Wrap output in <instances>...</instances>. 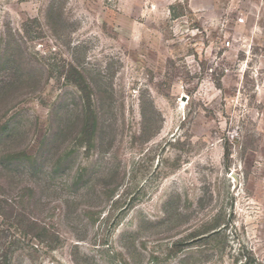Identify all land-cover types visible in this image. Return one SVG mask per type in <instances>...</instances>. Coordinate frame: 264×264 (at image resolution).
Instances as JSON below:
<instances>
[{"label":"rangeland","instance_id":"obj_1","mask_svg":"<svg viewBox=\"0 0 264 264\" xmlns=\"http://www.w3.org/2000/svg\"><path fill=\"white\" fill-rule=\"evenodd\" d=\"M0 100V264H264V0H0Z\"/></svg>","mask_w":264,"mask_h":264},{"label":"trees","instance_id":"obj_2","mask_svg":"<svg viewBox=\"0 0 264 264\" xmlns=\"http://www.w3.org/2000/svg\"><path fill=\"white\" fill-rule=\"evenodd\" d=\"M15 130H16L15 128L9 127L8 123L6 124L3 123L2 119L0 118V160L2 162V165H5V170L9 169V171H10L9 167L19 170L24 165L25 162L22 158V155H19V153L16 152L14 153L10 150H6L5 148L7 141H9L13 137ZM35 161H36L35 164L38 165L39 160L37 157Z\"/></svg>","mask_w":264,"mask_h":264},{"label":"built area","instance_id":"obj_3","mask_svg":"<svg viewBox=\"0 0 264 264\" xmlns=\"http://www.w3.org/2000/svg\"><path fill=\"white\" fill-rule=\"evenodd\" d=\"M227 45H230V41L227 42Z\"/></svg>","mask_w":264,"mask_h":264}]
</instances>
